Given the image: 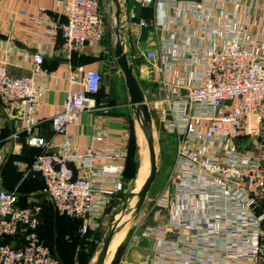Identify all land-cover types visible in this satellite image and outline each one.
<instances>
[{"label": "built area", "instance_id": "built-area-1", "mask_svg": "<svg viewBox=\"0 0 264 264\" xmlns=\"http://www.w3.org/2000/svg\"><path fill=\"white\" fill-rule=\"evenodd\" d=\"M134 1L142 6L161 1L168 8L160 24L138 22L161 35L155 48L138 52L160 86L149 108L175 137L168 186L152 205L168 217L159 226L162 233L155 229L158 224L145 230L156 238L150 264H264V38H257L249 23L223 11L225 21L219 22L214 15L217 0ZM56 6L65 21L51 23L48 35L60 30L65 54L101 43L106 18L100 0H56ZM193 20L204 35L189 32L195 29L190 28ZM44 56L32 53L23 76H13L7 62L0 64V105L21 121L12 138L24 134L26 143L39 149L29 172L41 177L42 197L56 213L83 220L80 234L85 235L98 229L119 190V183L105 178L120 179L126 154L110 145L88 147L83 153L72 146L68 126L78 115L109 112L95 98L102 81L98 68L79 67L78 74L67 77L65 99L49 120L61 140L35 134L38 108L52 77L43 67ZM114 61L111 57L106 63ZM106 138L98 130L94 140L102 143ZM39 214L37 204L19 207L17 193L6 190L0 179V264H60L40 239ZM19 233L21 246L1 242ZM145 234H133L128 247L139 244ZM184 234L189 238L184 253L169 248L166 235L177 242Z\"/></svg>", "mask_w": 264, "mask_h": 264}, {"label": "crops", "instance_id": "crops-1", "mask_svg": "<svg viewBox=\"0 0 264 264\" xmlns=\"http://www.w3.org/2000/svg\"><path fill=\"white\" fill-rule=\"evenodd\" d=\"M216 2L219 6V8L214 10L216 18L220 17V12L223 11L221 13H226L231 18H239L240 21L249 23L250 30L254 32V35L257 38H264V0H257V2H247V0H217ZM100 3L106 18L104 39L95 48L87 46L82 50H71L69 55H67L61 48L63 39L60 30H57L55 35H48V27L51 23L56 22L61 24L65 21L60 14V9L56 6V0H0V64L7 62L8 69L13 76H23L27 74L30 67L32 53H44L43 67L52 74V77L48 80L47 90L43 94L38 108V122L34 132L46 139L55 141H60L61 137L54 134L49 120L52 114L61 108V104L65 99L66 91L69 89L67 77L71 72L77 73L76 69L79 67L84 70L94 68L101 70V88L96 95L100 100L98 102L105 103L109 107V112L105 115L101 113H82L68 126V132L73 137L72 146L77 153H83L88 147L93 146L110 145L125 150L126 157L122 164L123 172L120 179H116L110 175L105 178L108 182L119 183L120 188L111 199L110 205L118 202L117 205L121 206L127 196L134 193L131 190L133 185H135L133 179L129 178L128 163L126 164L129 132L128 129L127 131L124 129V124L129 123L132 126L134 135L135 127L138 124L128 105L129 98L126 88H122L118 84L122 73L115 61L109 64L106 63V60L109 61V58L113 57L115 45L114 33L111 34L107 27L108 23H113L115 6L112 0H100ZM119 3L118 29L120 41L124 46L127 60L133 66L134 75L145 98L148 101H152L159 94L160 86L153 75H148L147 63L139 55L138 48H155L161 35L155 34L151 31V28L139 26L138 22L143 19L146 21L154 20L157 24L162 23L166 20L167 5L161 1H157L149 6H142L134 0H119ZM110 13L111 20L110 18L108 19V14ZM40 18L43 20L38 23L37 20ZM224 21L225 18L220 17L219 22ZM192 27L197 30L191 29L189 31L191 34L193 31L195 34H205L204 31L199 32L197 21L193 20L190 22V28ZM177 36L176 34V40L178 39ZM190 40L192 42L191 36L188 38V41ZM202 45H204V42H202ZM103 50L109 51L108 55L105 56L102 53ZM147 85H150L147 88L149 93L146 92ZM143 86H145L144 89ZM114 91L120 97L119 100H111ZM151 115L152 123L157 122L160 125L159 114H155V117L153 114ZM20 128L21 121L12 118L0 105V179L2 186L6 190L17 193L19 207H28L33 204L40 205L38 226L39 236L41 235L40 239L50 249L52 254L58 258L60 264H90L91 260H95L96 255L94 254L90 260L84 261L83 249L85 248L81 244L82 240L79 236L83 220H81L78 227H73L72 221H75L72 220L73 218L57 214L51 204H47L42 200L41 190L44 187V183L40 176L29 172L39 149L29 146L26 143L24 134V136L20 134L16 139L12 138L13 132ZM98 130H103L107 136L106 140L102 143H96L94 140ZM166 133L173 137L175 144V137L171 133ZM173 154L174 157L171 165L165 169L168 171L165 174V179L158 182L155 188L156 192L151 194L153 201L168 186L167 177L175 158V153L173 152ZM150 193L152 192L149 190L146 198H148ZM108 207L104 210L100 225L111 210H108ZM115 209L116 207H113L112 211ZM150 215L151 224L149 225L151 226H147L141 229V231L145 234L146 228H155L158 224V227L155 229L162 233V229L159 226L165 222L168 215L163 211H156L155 207H153ZM49 220L52 222L53 231L45 227V224L47 225ZM77 222L79 221L77 220ZM99 227L97 230L88 233L94 240L95 236L91 235L98 232ZM128 232L129 230L127 229L121 243L126 240ZM166 236V243L171 244L169 248L179 247L176 249H182L179 252L184 253V247L189 244V238L186 234L180 235L181 241L177 242H173L169 238L170 235ZM141 240L139 244L133 247L119 244L113 257L111 241L105 264H107L111 257L109 264H121V256L125 252V254L130 256V258L127 256L129 260L126 261V264H150L151 256L154 254L152 247L153 243L155 244L156 242V238L146 235V237L142 236ZM6 242L8 241L6 240ZM179 252H176L178 256Z\"/></svg>", "mask_w": 264, "mask_h": 264}, {"label": "rangeland", "instance_id": "rangeland-1", "mask_svg": "<svg viewBox=\"0 0 264 264\" xmlns=\"http://www.w3.org/2000/svg\"><path fill=\"white\" fill-rule=\"evenodd\" d=\"M109 18L111 20V13L108 14V19ZM107 27H108V30L110 31V33L113 34V30H112L113 24L108 23ZM104 55L106 56V54H104ZM119 76H121V75H119ZM118 84L122 88H125L122 76H121L120 81L118 80ZM148 86L150 87V85L146 86V92L147 93H149V91L147 90ZM144 88H145V86H143V89ZM151 109H152L151 114H153L155 117V114H157V112H156V110L153 109V107ZM134 132H135L134 136H135V145H136V169L134 172L133 181L135 184L136 179L138 177V172L141 168L143 169L142 172H144V175L147 176L148 170H149V162H145V156H146L145 154H146L147 147H146L145 142H144L143 134H142L140 128L138 127V125H136ZM152 132H153V136H154L156 155H157V163H158V174H157L156 180L154 182L155 185L153 184L152 189H150V191L152 193H150L148 198L145 199L142 207L140 208V210L137 214L133 215V208H134V202H135V199H133L127 205L126 211H124L122 215H119L118 217H116V218H119V220H120L119 226L121 229L112 237L113 238V240H112V247L113 248H111V249H113L112 257L115 254L116 249L119 246V244H121V245L124 244V246L128 247V242L129 243L131 242V237L133 234L142 235L143 231H141V229H143L147 226H151V225H149V224H151V222H150L151 221V215L150 214L152 212V205H153V199H152L151 194L156 192L155 188H156V185L158 184V182L160 180L165 179V174L168 173V171L165 169H167L166 168L167 166L171 165L173 157H174L173 152L175 153V144H174L173 137L167 135V133L163 130V128L157 122L152 123ZM134 189H135V185H133L131 192H134ZM153 190H155V191H153ZM137 192H134L133 195ZM117 203L118 202L112 203L109 206V209H111V210L108 213V215L104 218V220L102 221V224L100 225L98 232L91 235V236H93V235L95 236V240H94V238L92 239L88 235V238H90V240L87 242V244H85L86 250L83 249V252L87 253L88 250H90V252L92 250L93 254H92L91 258L93 257L94 254L95 255L97 254L98 249L100 248L102 238L108 229V225H109V222L112 218L113 212L120 207V205L119 204L117 205ZM113 207L114 208L116 207V209L114 211H112ZM45 227L48 228V226L46 224H45ZM127 229L129 230V232L126 234L128 238L126 237V240H124L121 243V241L124 238L125 232H127ZM129 238H130V241H129ZM91 245H93V246H91ZM133 246L134 245H130L129 247H133ZM125 253L123 254V256H121V260H120L121 264H126V261L129 260L128 258H130V256L125 254ZM127 256H128V258H127ZM111 258H110V260H111ZM93 260H94V258H93ZM109 261L107 262V264H109ZM105 262H106V260H105ZM90 264H94V261L91 260Z\"/></svg>", "mask_w": 264, "mask_h": 264}, {"label": "water", "instance_id": "water-1", "mask_svg": "<svg viewBox=\"0 0 264 264\" xmlns=\"http://www.w3.org/2000/svg\"><path fill=\"white\" fill-rule=\"evenodd\" d=\"M112 2L115 6V17L112 23V30L115 36L113 57L120 72L122 73L124 85L129 98L128 105L144 137V142L147 147L149 170L147 177L138 192L134 195L133 193H131L129 196H127L120 208L113 212L112 218L108 225V229L102 238L100 248L98 249V252L96 254L94 264H105L111 239L121 229L119 226L120 220L116 217L122 215L123 212L126 211L127 205L133 199H135L133 215L139 212L158 173V163L154 136L152 132V115L149 108V101L144 96L137 78L134 75L133 66L127 60L123 44L120 41V32L118 29V20L120 13L119 0H112Z\"/></svg>", "mask_w": 264, "mask_h": 264}, {"label": "trees", "instance_id": "trees-1", "mask_svg": "<svg viewBox=\"0 0 264 264\" xmlns=\"http://www.w3.org/2000/svg\"><path fill=\"white\" fill-rule=\"evenodd\" d=\"M100 88H101V85H100ZM100 88H99V90H100ZM96 98H97V101H100L98 99V96L97 95H96ZM119 98L120 97H118L117 94L114 91L113 94H112V96H111V100L112 101H116V100H119ZM126 126H127V129H128V132H129V138H128V144H127L128 148H127V162H126V164L128 163V169H129L128 170V175H129V178H132L133 179L134 172H135V169H136V145H135V137H134V133H133V130H132V126L129 123H126ZM38 153H39V151H38ZM36 155H35V157H36ZM35 157H34V159H35ZM31 174H36V173H31ZM42 200H44L47 204H50L45 198H42ZM108 209H109V207H108ZM40 210H41V207H40ZM59 215H62V214H59ZM62 216L68 218V216H66V215H62ZM72 220H75L76 221V222L75 221H72L73 227H78L79 226V223L81 222V219L73 218ZM77 220L79 222H77ZM47 226H48L49 230L53 231V225H52L51 220H49V222L47 223ZM38 231H39V229H38ZM79 236H80V239L82 240L81 241V244H83V247L86 248L85 244H87V242H88V234H85V235L79 234ZM40 237H41V235H40ZM6 240L8 242H6ZM1 242L4 243V244L5 243H8V244L13 245L15 247H19V246H21L23 244V236H22V234L19 233L16 236H13V237H4ZM91 246H93V245H91ZM83 253H84L83 254L84 261H88L91 258L92 254H93V251L91 250V252H90V250H88L87 253H85V252H83Z\"/></svg>", "mask_w": 264, "mask_h": 264}, {"label": "bare ground", "instance_id": "bare-ground-1", "mask_svg": "<svg viewBox=\"0 0 264 264\" xmlns=\"http://www.w3.org/2000/svg\"><path fill=\"white\" fill-rule=\"evenodd\" d=\"M146 156H145V162H148V155H147V149H146V154H145ZM142 168L139 170V172H138V177H137V179H136V182H135V189H134V192H137L140 188H141V186H142V184H143V182L145 181V179H146V175H144V172H142ZM111 241H112V239H111ZM110 244H111V242H110ZM109 247H110V245H109ZM109 249V248H108ZM108 253V252H107Z\"/></svg>", "mask_w": 264, "mask_h": 264}]
</instances>
